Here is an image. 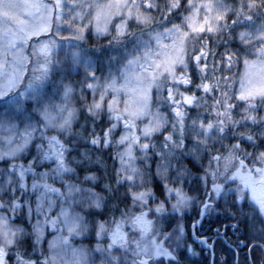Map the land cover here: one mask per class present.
<instances>
[{
    "label": "snow or ice",
    "instance_id": "snow-or-ice-1",
    "mask_svg": "<svg viewBox=\"0 0 264 264\" xmlns=\"http://www.w3.org/2000/svg\"><path fill=\"white\" fill-rule=\"evenodd\" d=\"M218 243L264 256V0H0V264Z\"/></svg>",
    "mask_w": 264,
    "mask_h": 264
},
{
    "label": "trees",
    "instance_id": "trees-1",
    "mask_svg": "<svg viewBox=\"0 0 264 264\" xmlns=\"http://www.w3.org/2000/svg\"><path fill=\"white\" fill-rule=\"evenodd\" d=\"M89 43L91 42V37H89ZM101 125H97V127L99 128ZM118 134V133H117ZM109 152L111 151V149L108 150ZM104 155L107 157L108 156V152L104 153ZM108 163L111 165L112 161L109 158L108 159ZM183 163L185 165H187V167L192 171V172H197L198 168L197 167H193V163L190 162V159H185L183 161ZM153 169H154V162H153ZM102 183L107 182L105 181H101ZM195 214V206H193V210L191 215ZM190 223V220H189ZM213 227H215V225H213ZM232 239L235 240L236 236H232ZM241 240H243V236L240 237ZM88 243L87 240L84 241H76V243ZM196 247L197 250H199V245L194 246ZM234 247V246H233ZM218 251H217V256H216V264H234L236 261V255H235V251L233 250H229L227 245H225L223 248L220 247V244L218 243L217 245ZM237 253H239V261L240 264H245V261L247 260V264H264V256L261 255V253L259 252L258 249H253L251 252V259H248L249 253L247 251V248H243V249H236ZM221 257H223L224 259L221 260ZM196 259H200V257H197ZM236 264V263H235Z\"/></svg>",
    "mask_w": 264,
    "mask_h": 264
},
{
    "label": "flooded vegetation",
    "instance_id": "flooded-vegetation-1",
    "mask_svg": "<svg viewBox=\"0 0 264 264\" xmlns=\"http://www.w3.org/2000/svg\"><path fill=\"white\" fill-rule=\"evenodd\" d=\"M233 250H234V251H236V248H235V247H233Z\"/></svg>",
    "mask_w": 264,
    "mask_h": 264
}]
</instances>
